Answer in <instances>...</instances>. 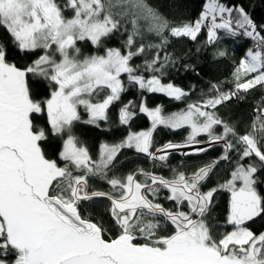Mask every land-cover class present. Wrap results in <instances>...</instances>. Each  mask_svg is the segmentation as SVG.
<instances>
[{"label":"snow or ice","instance_id":"snow-or-ice-1","mask_svg":"<svg viewBox=\"0 0 264 264\" xmlns=\"http://www.w3.org/2000/svg\"><path fill=\"white\" fill-rule=\"evenodd\" d=\"M118 3L125 8L123 13L112 11V0H67L64 9H71L73 15L66 18L56 0H0V27L10 34L16 47L21 52L44 50L31 65L19 68L8 62L5 46L0 44V264H264V233L256 235L244 226L264 215V196L255 187L258 167L240 162L255 156L264 165V107H258L252 131L243 135L209 110L241 90L264 86V35L243 7H229L221 0H207L198 19L176 26L155 14L143 0ZM121 18L132 25L124 46L127 51L107 48L103 55L79 58L78 41L87 40L99 47L103 38L120 29ZM139 19L147 21L148 31L160 38L158 44L141 42L136 46V37L141 34ZM202 28H207L208 43L219 39V30L256 41L255 50H247L233 73L235 90L221 93L213 85L218 95L167 116L159 106L150 109L142 100L139 111L150 118L151 128L130 131L120 143L101 145L99 159L93 160L72 133L74 123L81 119L79 108L83 106L88 113L86 123L106 120L109 106L126 90L122 74L142 90L183 99L188 95L185 90L162 82L165 64L173 61L167 54L161 59L159 50L168 43L165 31L194 41ZM146 49L157 50L144 63L145 71L151 73L148 77L138 74L139 66L130 63ZM217 54L224 56L226 52ZM29 73L54 83L50 98H32L26 79ZM105 90L108 94L93 102ZM131 105L129 101L120 109L121 124H129L136 115L129 110ZM45 110L51 132L66 136L59 153L63 166L48 159L41 149L46 133L34 125L32 117ZM161 125L172 129L188 126L191 131L184 144L169 142L150 151L153 131ZM217 127L222 131L217 133ZM202 134L206 141L197 139ZM200 144L207 147H196ZM215 144H223L222 155L190 175L174 171L166 178L141 169L108 179L109 192L88 190L92 177L107 178L124 148L166 161L169 150L190 148L183 153L187 156L206 152ZM233 150L239 152V159L230 179L202 192V183L221 161L230 159ZM74 171L82 174L74 175ZM138 174L144 176L143 181L137 179ZM162 189L169 193L166 199L175 202V210L156 201ZM219 189L231 194L227 223L233 230L214 236L205 217ZM96 197L111 203L115 236L79 211L82 202ZM169 224L173 230L160 235ZM10 255L15 257L11 262L6 259Z\"/></svg>","mask_w":264,"mask_h":264},{"label":"trees","instance_id":"trees-1","mask_svg":"<svg viewBox=\"0 0 264 264\" xmlns=\"http://www.w3.org/2000/svg\"><path fill=\"white\" fill-rule=\"evenodd\" d=\"M207 0H143L144 4L153 10L155 14L170 25L176 26L183 23L194 22L198 17L199 10L204 6ZM63 9L67 0H56ZM229 7H243L253 23L257 26V31L264 35V0H221ZM114 7L113 12L123 13L125 8L122 7L118 0H112ZM72 12V11H71ZM69 10L64 9V15L69 17ZM235 15V14H234ZM186 17V20L181 19ZM141 34L136 37V46L142 42L148 44H158L160 38L155 33L148 31V23L144 19L138 20ZM132 31V25L129 20L121 18V27L118 31L110 34L102 39V44L94 46L90 41H78L77 47L80 48L79 57L91 55H103L107 48H119L122 52L127 51L124 47L128 34ZM164 35L168 37V43L159 50L161 59L165 54L171 57L173 62L165 64L163 75L161 76L163 83H172L175 86L185 90L188 95L181 100H176L165 93H150L142 90L133 83L128 81L126 74L123 78V85L126 89L121 93L120 99L109 106L107 110V119L100 120L97 124L85 122V114L74 123L72 133L78 138L79 144L88 149L93 160L99 159L100 148L103 144H117L126 138L128 133L146 131L151 128V120L145 114L139 111V104L143 100L150 109L160 107L163 115H169L186 109L188 104L201 102L209 97L218 95L213 89V85H217L219 92L227 93L235 90V78L233 73L239 66L241 59L246 58L249 49V41L246 36L237 35L235 37L225 34L224 30L218 31L219 39L214 43H208L207 29L202 28L196 40L188 37H172L165 31ZM0 44L5 46L7 51V59L9 63L16 64L19 68H25L31 65L39 56L43 55L42 49L21 52L14 42L10 34L0 27ZM135 51V48L133 49ZM219 51H225L226 55L219 56ZM156 49H146L139 56H134L130 61L133 67L139 66L138 74L145 77L151 73L145 71L144 63L146 60L152 59L156 55ZM159 66V65H157ZM159 75V73H157ZM247 78H251V75ZM27 82L32 98L37 101H45L50 98L51 92L55 90V85L43 77L34 76L29 73ZM107 90L100 92L93 102L102 100L106 96ZM132 102L130 111L136 113L130 120L129 124H121L119 113L120 109ZM258 107H264V86H256L248 91H239L237 95L231 99L224 101L215 109V113L229 125L233 126L238 135L252 131L253 121L257 117ZM83 113V112H82ZM33 123L37 128H43L46 133V139L41 142V149L48 159L56 160L58 165L63 166L64 161L59 157V153L63 149V141L66 139L64 135H57L51 132L50 125L47 122V115L44 111L42 114H34ZM216 132L222 131L217 127ZM186 129L172 130L164 129L158 126V130L154 131L152 137L154 141L160 144L166 142H176L184 144L187 140ZM200 141H206V135L197 137ZM236 143L233 137H229ZM196 147H207L206 144L196 145ZM241 146L237 144V148ZM190 148L174 149L169 152L166 161L149 159L144 153H139L135 148H124L121 150L118 158L114 161V166L110 168L107 178L99 176L89 179V192L91 191H111V186L107 180L113 176L126 177L129 173H138L143 169L147 172L166 178L173 176L175 172L187 171L188 174L193 173L196 169L205 164L218 159L223 153V144H215L206 152L192 155H184L190 152ZM239 159V152L233 150L230 153V159L221 161L209 178L202 183L201 191L207 192L213 187H218L226 180L230 179V173L236 166ZM241 163L256 164L258 171L255 174L256 190L264 196V165L253 156L245 158ZM79 172L74 171L73 174ZM137 179L143 181V175H137ZM169 195L166 189H162L156 198V201L162 204L166 209L175 210L174 201L166 199ZM152 198L151 196L149 197ZM231 194L226 189H219L214 193L211 205L205 217L206 222L212 229L213 235H222L225 232L233 230V226L227 223V217L230 211ZM111 203L107 198L96 197L89 201H84L79 206V211L84 218H90L93 222L102 223L109 234L115 236L117 231L110 215ZM185 211L187 207L184 206ZM162 224L163 219L156 218ZM247 227L254 234L264 233V215L254 218L252 221L245 222ZM166 231H160V235L169 234L173 229L169 224ZM10 262L15 259L13 255L6 257Z\"/></svg>","mask_w":264,"mask_h":264},{"label":"rangeland","instance_id":"rangeland-1","mask_svg":"<svg viewBox=\"0 0 264 264\" xmlns=\"http://www.w3.org/2000/svg\"><path fill=\"white\" fill-rule=\"evenodd\" d=\"M206 3H207V1H206ZM62 8V7H61ZM63 9V8H62ZM67 10H69L70 12L72 11L71 9H67ZM204 9H203V7L199 10V13H198V17L197 18H195L194 19V21L196 20V19H198L199 18V16H200V14H201V12L203 11ZM73 15V11L70 13V15H69V17H66V18H71V16ZM181 19H183V20H186V17H182ZM205 29H207V28H205ZM249 48H250V46H249ZM42 51H43V54H44V50L42 49ZM51 51V50H50ZM56 58L57 59H59V54H56ZM80 59H83L84 57H79ZM124 75L125 74H122V76H121V79H122V81H123V78H124ZM126 76H127V74H126ZM47 80V79H46ZM49 81V80H48ZM51 83H53V82H51ZM54 84V83H53ZM45 112H46V110H45ZM83 112V113H82ZM79 113H80V116H81V118L83 117V114H85V121H87L88 119H89V116H88V113L84 110V108H83V106H81L80 108H79ZM165 116H167V115H165ZM162 126V125H161ZM162 127H164V129L166 130L167 128L168 129H172V128H169V127H165V126H162ZM180 129H186L187 131H188V133H187V136H189V134H190V131H191V129L188 127V126H184V127H182V128H180ZM180 129H172V130H180ZM156 130H158V126H157V128L154 130V131H156ZM154 131H153V133H154ZM171 142V141H170ZM166 143H169V142H166ZM166 143H163V144H160V142H158V141H154V139H153V137H152V147H151V149H150V151H153V152H155L156 151V149L157 148H160V147H162L164 144H166ZM171 143H173V144H180V143H176V142H171ZM100 151H101V148H100ZM171 150H169V152H170ZM149 158V157H148ZM149 159H151V158H149ZM251 164V163H250ZM182 172H184V173H186V174H188L187 173V171H182ZM78 174H82V173H78ZM75 175V174H74ZM190 175V174H189ZM172 176H170V177H168V178H171Z\"/></svg>","mask_w":264,"mask_h":264},{"label":"built area","instance_id":"built-area-1","mask_svg":"<svg viewBox=\"0 0 264 264\" xmlns=\"http://www.w3.org/2000/svg\"><path fill=\"white\" fill-rule=\"evenodd\" d=\"M249 41V46L250 48H253L255 50V44H256V41H254L253 39H251L250 37H246Z\"/></svg>","mask_w":264,"mask_h":264}]
</instances>
